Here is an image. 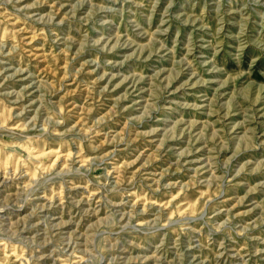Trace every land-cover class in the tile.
Here are the masks:
<instances>
[{"label":"rangeland","instance_id":"1","mask_svg":"<svg viewBox=\"0 0 264 264\" xmlns=\"http://www.w3.org/2000/svg\"><path fill=\"white\" fill-rule=\"evenodd\" d=\"M13 2L0 15V264H264V6ZM145 110L156 119L131 126ZM81 117L129 142L95 147ZM169 180L194 186L177 195Z\"/></svg>","mask_w":264,"mask_h":264},{"label":"clouds","instance_id":"2","mask_svg":"<svg viewBox=\"0 0 264 264\" xmlns=\"http://www.w3.org/2000/svg\"><path fill=\"white\" fill-rule=\"evenodd\" d=\"M41 2V0H40ZM261 5L264 6V0H249V3L247 5H245V7H249V6H253V5ZM16 3L13 2V0H0V15H3L4 17H9L13 14L12 11H10V9H15L16 8ZM37 6V0H34V2L32 4H25L22 5L23 8H32ZM53 8H55V5H53ZM56 12L55 11H49V12H45L43 14H41L40 16H38L39 20L44 21V23L48 24L51 23L52 20L55 18ZM74 12L70 13V17L74 16ZM59 23V22H58ZM94 44H100V40H94L93 41ZM153 108H155V105H153ZM61 111H63V109H61ZM69 111H71L69 109ZM107 115V114H106ZM150 119H156V116L154 113H150L148 110H145L143 113H141L138 116L132 117L130 118V125L131 126H139L142 123H146L148 122V120ZM81 120H84L83 117H81ZM57 123H59V120L57 121ZM81 121H77V124H80ZM73 127H75V124L73 125ZM106 127V125L104 124V117H99L98 119L94 120L93 123L91 125L87 124V121L84 120V123L81 124L80 130L83 134L87 133V135H85V137L91 141L93 139V137L95 138H100L101 136H103V139L101 140L100 144L95 145V147L100 148L102 147L103 144H108V145H115L114 147H112L111 152H114L117 150L116 145H119V141L123 140L125 144H127L129 141L125 140L123 135L121 133H115L112 134L111 128H109L108 132H104V128ZM175 127V125H173V128ZM109 135H111V138L109 139ZM109 152H103L104 156L109 155ZM95 157H93L94 159ZM150 161H145V163H148ZM126 163H135L134 160H130ZM143 166V165H141ZM168 172V169L165 168L164 172L160 173V176H163L165 173ZM157 183V190H159V179L156 180ZM177 185H179V191L177 192V190L175 191V193L177 195H179L180 193H187V189L189 188V186H194V182L193 181H189L188 183H180L179 181H174V180H169L168 185H166L165 187H172L175 188L177 187ZM173 193L169 194V198H171L173 196ZM204 193H201V196H203ZM211 199V196H208V199H206L204 201V204L207 205L208 200ZM162 207L163 208H168L169 207V199L162 201ZM188 211H192L191 206L189 207ZM199 211H203V208H200ZM179 213V209L176 210L175 213H173V215L178 214Z\"/></svg>","mask_w":264,"mask_h":264},{"label":"bare ground","instance_id":"3","mask_svg":"<svg viewBox=\"0 0 264 264\" xmlns=\"http://www.w3.org/2000/svg\"><path fill=\"white\" fill-rule=\"evenodd\" d=\"M141 85V84H140ZM4 180V179H3ZM9 209V208H8ZM2 243V242H1Z\"/></svg>","mask_w":264,"mask_h":264}]
</instances>
